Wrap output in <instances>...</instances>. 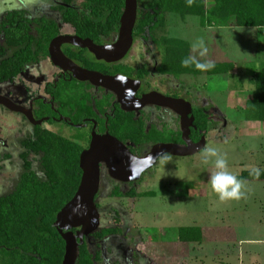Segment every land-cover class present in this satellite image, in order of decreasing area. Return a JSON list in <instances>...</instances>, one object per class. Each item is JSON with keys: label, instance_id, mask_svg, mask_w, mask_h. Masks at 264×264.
<instances>
[{"label": "trees", "instance_id": "16d2710c", "mask_svg": "<svg viewBox=\"0 0 264 264\" xmlns=\"http://www.w3.org/2000/svg\"><path fill=\"white\" fill-rule=\"evenodd\" d=\"M209 1L208 6L206 0H193L191 5L187 0H151L148 7L150 12L143 16L139 10L141 0H137L133 40H145L148 33L149 39L162 51L163 56L156 69L158 75L175 79L182 76L213 77L230 75L236 69V64L231 61H211L215 68L206 72L195 69L194 65L182 67L181 60L192 55L191 47L181 39L167 37V14H177L181 19L186 16L199 17L203 28L228 25L264 29V0ZM55 10L60 23L68 25L75 36L90 39L95 44H104L117 37L124 0H59ZM58 35L59 25L54 20L28 18L23 11L6 13L0 21V38L3 41L0 50L7 52V57L0 62V83L16 77L28 66L46 60L49 57V44ZM62 50L82 68L96 70L104 75L121 74L147 81L149 71L145 66L134 70L121 63L110 65L97 62L84 50L72 51L68 46ZM197 59L209 61L205 58ZM251 84L253 90L245 102V120L264 123V67L251 75ZM73 85L77 87V82L66 83L67 88ZM79 85L93 88L88 83ZM59 92V89H53L58 105L61 110L67 111L66 115H69L73 123H81L85 117H94L100 134L108 132L136 157L141 156L144 146L158 143L183 145L180 129L160 128L143 111L126 113L116 104L112 115L101 118L105 108H111L110 103L114 99V95L109 92H106L102 101H95L85 93L63 98ZM192 108L195 129H191L190 139L198 143L209 132L211 114L204 108ZM96 111L99 117L95 115ZM21 148L22 172L13 190L0 197V264H62L65 242L58 234L54 222L56 215L77 192L82 176L79 157L86 147L37 127L32 135L21 141ZM30 155L38 158L36 171L32 169ZM258 170L259 176L254 170H249L237 178L249 182L264 181V170ZM141 195L147 196L150 193L138 194L131 190L122 194L117 188L112 192V197L137 198ZM115 222L118 223L117 220ZM219 230L213 227H182L173 242L140 238L133 241V244L147 264H159L161 259L169 258L171 254L187 257L192 244L201 245L220 240L217 233ZM115 235L124 236V232L117 227L104 228L85 238L84 244L78 248L76 264H100V244Z\"/></svg>", "mask_w": 264, "mask_h": 264}, {"label": "rangeland", "instance_id": "374dc122", "mask_svg": "<svg viewBox=\"0 0 264 264\" xmlns=\"http://www.w3.org/2000/svg\"><path fill=\"white\" fill-rule=\"evenodd\" d=\"M150 1L141 0L139 10L143 16L150 12ZM206 1L209 6L210 1ZM57 4L58 0H0V19L7 11H24L30 18L56 19L54 8ZM166 19L167 37L187 42L191 54L198 58L210 60L209 56L213 53V59L236 63L237 71L223 77L203 75L175 79L161 76L156 74V69L163 54L149 39V34L146 33L145 40L139 39L133 45L125 64L133 68L145 66L153 90H159L161 94H165L163 91L176 93L185 100H191L195 107L208 110L212 125L202 150L189 157L161 156L153 168L142 174L139 183L131 186L120 184L111 179L106 170L102 171L96 196L99 227H113L114 220H118L127 239L118 236L102 242L101 264H147L129 245L130 238L170 242L176 240L180 228L190 226L220 229L217 232L220 240L194 245L187 257L172 256L169 252L171 256L161 259L159 264H264V181H243V198L221 202L208 184L214 171L212 162L205 164L202 156L206 147L217 149L227 159L228 170L236 176L244 171L264 170V124H249L252 122L245 120L246 113L242 109L250 97L251 74L264 66V31L228 25L206 29L201 27L199 17L195 16L181 19L177 14H167ZM70 33L69 27L61 29L62 35ZM255 37H259V45H256ZM201 39L207 47L204 57L192 51V44ZM2 58L0 56V60ZM53 71L57 72L47 60L28 69L13 83L4 84L0 91L15 92L27 88V96L36 95L41 92L38 78L49 75L47 80L51 81ZM174 120V116L168 114L163 122L170 124ZM0 121L10 145L8 151L0 153L1 197L13 189L21 173L23 161L19 142L31 133L32 127L20 116L2 113ZM43 126L83 147L87 144L84 129L63 123ZM29 159L36 170L38 158L32 155ZM115 187L120 192L134 189L138 194L150 195L134 199L112 197Z\"/></svg>", "mask_w": 264, "mask_h": 264}, {"label": "water", "instance_id": "95a60500", "mask_svg": "<svg viewBox=\"0 0 264 264\" xmlns=\"http://www.w3.org/2000/svg\"><path fill=\"white\" fill-rule=\"evenodd\" d=\"M137 0H124V10L119 22L117 39L114 44L97 46L89 39L76 36H58L49 45L48 53L52 64L69 73L71 78L82 83H89L96 88H102L113 93L123 112H138L146 106L165 108L179 117L181 141L183 145L156 144L142 158L133 156L127 147L109 134L97 135L92 131L89 146L79 157V167L82 171L81 181L74 197L56 215L54 226L65 242V254L62 264H76L78 248L84 244V239L93 234L99 227V213L95 206V196L100 184V165H104L108 176L119 183H133L142 174L153 168L156 161L164 155L172 157H189L203 149L205 138L198 143L190 139L191 129H195L191 103L183 99L166 97L152 92L136 98L140 86L139 81H133L121 75L105 76L98 72L88 71L77 66L61 51L62 45H70L85 49L97 61L117 63L124 59L133 44V30L137 20ZM6 107L14 111L21 108ZM27 118L36 125L31 112H26ZM75 230V231H74Z\"/></svg>", "mask_w": 264, "mask_h": 264}, {"label": "flooded vegetation", "instance_id": "af4514ba", "mask_svg": "<svg viewBox=\"0 0 264 264\" xmlns=\"http://www.w3.org/2000/svg\"><path fill=\"white\" fill-rule=\"evenodd\" d=\"M58 3H59V0H58ZM58 6V4L55 6V8ZM54 8V11L56 12ZM8 12H12V11H7L5 12L0 21L2 20L3 16L8 13ZM24 12V11H23ZM57 14V18L56 19H51V20H54L56 23H58L59 25V35L58 36H75L72 32V29L68 26V25H65L63 23H60V19H59V15L58 13L56 12ZM30 18V17H28ZM34 18H45V17H34ZM46 19H49V18H46ZM64 27H69L70 28V31L71 33L70 34H65V35H62L61 34V29L64 28ZM57 36V37H58ZM77 37V36H76ZM56 38V37H55ZM54 38V39H55ZM117 37L115 39H113L112 42L110 43H104V44H95L97 46H108V45H112L115 43ZM84 40V39H83ZM90 40V39H89ZM0 41H1V46L0 48L2 47L3 45V41L2 39L0 38ZM137 41L134 42L133 40V44H132V47L133 45L136 43ZM51 43V42H50ZM50 45V44H49ZM65 46H68L71 48L72 51H75V49H79V48H76V47H73V46H70V45H62L61 46V51L62 53L64 54L62 48H64ZM132 47L130 48L129 52L127 53V55L124 57L123 60L117 62V63H111L110 65H114V64H118V63H121V64H124V65H127L129 66L128 64H125L126 60L128 59V56L132 50ZM49 48V47H48ZM79 50H84V51H87L85 49H79ZM88 52V51H87ZM89 53V52H88ZM90 54V53H89ZM49 55V53H48ZM65 55V54H64ZM92 55V54H90ZM0 56L3 57L0 62L5 59L7 57V52H3L0 50ZM66 56V55H65ZM93 56V55H92ZM67 57V56H66ZM68 59H70L69 57H67ZM93 58L95 59V57L93 56ZM49 60L50 61V58L48 57L46 60L42 61V62H45ZM72 62H74L72 59H70ZM96 60V59H95ZM97 61V60H96ZM40 62V63H42ZM97 62H103V61H97ZM39 63V64H40ZM50 63L52 64V62L50 61ZM75 63V62H74ZM105 63V62H104ZM39 64H36V65H31V66H28L24 71H22L20 74H18L16 77L14 78H11L10 80H7L6 82L4 83H0V87H2L4 84H7V83H13L14 80L16 78H19L20 76H23L27 73V70L28 69H31V68H34V66H38ZM76 64V63H75ZM105 64H108V63H105ZM53 65V64H52ZM77 66H79L78 64H76ZM54 66V65H53ZM80 68H82L81 66H79ZM130 68L134 69V70H137V69H141V68H133L131 66H129ZM55 70H57V72H52L51 73V81L47 80V78L49 77V75H45L43 76L42 78H38V82H39V85L41 86V92L37 93L36 95H31L30 96H27L28 94V90L27 88H23V89H17L15 90V92L11 91V90H8V91H3V89L0 91V118L2 117V113L5 114V115H14V116H20L22 117L26 122L27 124H29L31 127H32V131L29 135H32V132L35 128L39 127L43 130H47L45 128H43L44 124H52V123H63L67 126H70V127H73V128H77V129H84L86 132H87V144H86V148L84 150H86L89 146V143H90V139H91V134H92V131H94L97 135H104V134H109L108 132H104L102 134H100L98 132V122L97 120L94 118V117H85V118H82L81 119V123H73L71 121V118L69 117V115H66V112L67 111H64L63 109L61 110V107L58 105V100L55 98V96L53 95V89L55 91V89H59L60 90V94L63 98H69V96H73V95H77V94H81V93H85V94H88L90 95L91 98H94L95 101H102V99L106 96V92H109L107 90H104L102 88H96L94 86H92L93 88H86V86H82L80 87V83L82 82H78L74 79L71 78V75L69 73H64L62 72V70H60L59 68L55 67ZM82 69H85V68H82ZM88 70V69H86ZM88 71H93V72H98L96 70H88ZM100 73V72H98ZM102 74V73H100ZM157 74V73H156ZM104 75V74H102ZM116 75H121V74H116ZM116 75H105V76H116ZM158 75V74H157ZM123 76V75H121ZM126 77V76H124ZM148 77H149V74H148ZM128 79H131L133 81H139L140 82V86H139V89L137 91V94H136V98H141L143 95H147L149 93H152V92H155V93H158V94H161L159 92V90H156V89H152L150 87V84L148 82V79L147 81H140L138 79H136L135 77H126ZM77 82V87L76 85H73V87H66V83L70 84V83H74ZM84 84V83H83ZM89 84V83H88ZM90 85V84H89ZM145 89L146 91L145 92H141V90ZM22 91L24 93H22ZM162 91V90H161ZM165 94H161L163 96H166V97H171V98H175V99H183L182 96L180 97L178 94L176 93H166L165 91H163ZM58 93V94H59ZM111 93V92H109ZM113 94V93H111ZM114 95V94H113ZM139 95V96H138ZM185 97V96H184ZM188 99V98H187ZM185 100V99H183ZM189 103H191L192 106L193 105V102L191 100H185ZM10 103L12 105L10 106H13V107H16L17 109L21 108L23 111H14L8 107H6V105L4 103ZM27 102V103H26ZM118 105L119 104L117 103V98L116 96L114 95V99L111 100V103H110V107L111 108H105V112L102 116L99 115L98 111H100V108L98 109V111L95 112V115L96 116H100L101 118L103 117H106V116H110L113 114V111L115 110V105ZM195 107V106H194ZM120 108V106H119ZM203 108V107H201ZM121 109V108H120ZM193 109V108H192ZM205 109V108H204ZM31 112L32 114V117L34 119L35 122H39V121H42L40 123V125H36V124H33L28 118L27 116L25 115L26 112ZM140 111H143L145 114H148L151 118V121L153 122H156V124L162 128V127H165V128H171L172 130H176V129H180V125H179V117L173 113L172 111L168 110V109H165V108H158V107H154V106H146L145 108L141 109ZM138 111V112H140ZM155 111L157 113V116L155 115ZM207 112L209 113V111L207 110ZM128 113V112H126ZM132 113H137V112H132ZM159 114V115H158ZM168 114H172L175 118V120L172 122V123H167V122H163L164 119H165V116L168 117ZM211 114V113H210ZM160 116V117H159ZM212 125V123H211ZM50 131V130H48ZM210 131V129H209ZM51 132V131H50ZM209 133V132H208ZM5 132H4V126H3V123L2 121H0V153L3 152V151H8L10 145H9V142L8 140L5 138L4 136ZM29 135L27 137H29ZM110 135V134H109ZM112 136V135H111ZM27 137L23 138L22 140L26 139ZM113 137V136H112ZM204 137V136H203ZM115 138V137H114ZM202 138V137H201ZM206 138V136L204 137ZM19 142V145H20V148H21V141ZM118 140V139H117ZM119 141V140H118ZM122 143V142H121ZM123 144V143H122ZM160 144V143H158ZM166 144V143H165ZM167 144H171V143H167ZM156 145V144H155ZM154 146V145H153ZM153 146H144L143 147V151L141 152V156L138 157V158H142L144 157L146 154H148L151 150V148ZM22 149V148H21ZM128 149V148H127ZM83 150V151H84ZM131 153V152H130ZM132 154V153H131ZM133 155V154H132ZM32 156V155H30ZM29 156V157H30ZM134 156V155H133ZM136 157V156H135ZM33 169V168H32ZM34 170V169H33ZM37 170V168H36ZM35 170V171H36ZM103 170H106V168L104 167V165H100V179H101V173ZM107 171V170H106ZM21 172H22V166H21ZM21 174V173H20ZM19 178V177H18ZM18 180V179H17ZM141 180V178L136 181V182H133V183H139ZM133 183H120V184H124V185H128V186H131L133 185ZM16 184V183H15ZM15 186V185H14ZM100 186V184H99ZM14 188V187H13ZM118 189V187H115ZM114 188V189H115ZM114 189L112 192H114ZM13 190V189H12ZM11 190V191H12ZM131 190H134V189H130L126 192H121L122 194H125ZM99 191V189H98ZM119 191V189H118ZM120 192V191H119ZM9 193V192H8ZM7 194V193H6ZM5 195V194H4ZM97 196V194H96ZM96 196H95V206H96V209L99 213V207H98V204L96 203ZM111 196H112V193H111ZM122 198V197H121ZM124 198H131V199H134L132 197H124ZM100 216V215H99ZM116 220H114V226L113 227H104V228H119V222L116 224L115 222ZM118 221V220H117ZM99 222H100V217H99ZM100 225V223H99ZM104 228H100L98 227L97 230H100V229H104ZM96 230V231H97ZM122 230V229H121ZM75 231V230H74ZM95 231V232H96ZM91 236V235H90ZM89 237V236H88ZM111 237H118L117 235L115 236H110L109 238ZM120 237H123L125 239L126 238V235L124 233V236H120ZM87 238V237H86ZM142 239L144 237H139V238H130L129 240V245L134 249V251L136 252L137 255H139L143 260H145L138 252L137 250L135 249V245L133 244V241L137 240V239ZM108 239V238H107ZM106 239V240H107ZM146 239V238H145ZM153 241V240H152ZM104 242V241H103ZM101 246V245H100ZM99 250L101 251V256H102V250H101V247H99ZM147 263V262H146ZM101 264V263H100Z\"/></svg>", "mask_w": 264, "mask_h": 264}, {"label": "clouds", "instance_id": "9594fccd", "mask_svg": "<svg viewBox=\"0 0 264 264\" xmlns=\"http://www.w3.org/2000/svg\"><path fill=\"white\" fill-rule=\"evenodd\" d=\"M193 0H187V3L191 5ZM192 51L198 53L200 57H204L207 54V47L204 41L201 39L192 44ZM182 67L188 68L195 66V69L206 72L215 68V64L211 61H201L197 59L195 55H190L181 60ZM203 162L208 164L212 162L214 171L210 174L208 184L213 193H215L221 202L230 200H239L244 197L245 192L243 181L237 178L228 170V162L225 156L221 155L217 149L212 147H206L202 153ZM254 172L259 176V170L254 169Z\"/></svg>", "mask_w": 264, "mask_h": 264}, {"label": "crops", "instance_id": "0c3cea01", "mask_svg": "<svg viewBox=\"0 0 264 264\" xmlns=\"http://www.w3.org/2000/svg\"><path fill=\"white\" fill-rule=\"evenodd\" d=\"M223 27H225V25H217V26H211V27H207L206 29H211V28H223ZM242 29H250V28H242ZM252 30H254V31H264V29H252ZM259 38V37H258ZM258 38H254L256 41V45H259V39ZM255 54H256V52H255ZM213 58H215L214 57V54L213 53H211V56H209V61H220L219 59H213ZM236 64V63H235ZM263 65H264V63H262ZM264 67V66H263ZM261 69V68H260ZM236 71H237V66H236V69H235V72H233L232 74H234V73H236ZM254 73V72H253ZM252 73V74H253ZM232 74H230V75H219V76H231ZM251 74V75H252ZM213 77H218V76H213ZM251 77V76H250ZM253 90V85L251 84V91ZM251 93V92H250ZM246 102V101H245ZM244 108H245V105H244ZM244 108H242V109H244ZM252 123H249V124H254V123H257V122H255V121H251ZM258 123H261V122H258ZM262 124H264V123H262ZM173 241H175V240H173ZM173 241H170V242H173ZM160 242H169V241H160ZM208 243H210V242H208ZM194 245H196V244H192L191 246H190V248H192L193 249V246Z\"/></svg>", "mask_w": 264, "mask_h": 264}]
</instances>
